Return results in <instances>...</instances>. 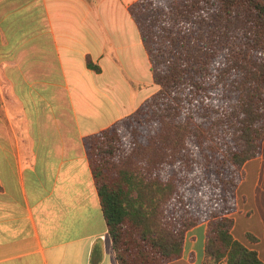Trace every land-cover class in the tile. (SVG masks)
Segmentation results:
<instances>
[{
    "label": "trees",
    "instance_id": "trees-1",
    "mask_svg": "<svg viewBox=\"0 0 264 264\" xmlns=\"http://www.w3.org/2000/svg\"><path fill=\"white\" fill-rule=\"evenodd\" d=\"M129 12L159 90L84 139L118 263L178 260L206 223L204 264H264L232 233L264 143V0H138Z\"/></svg>",
    "mask_w": 264,
    "mask_h": 264
},
{
    "label": "crops",
    "instance_id": "crops-1",
    "mask_svg": "<svg viewBox=\"0 0 264 264\" xmlns=\"http://www.w3.org/2000/svg\"><path fill=\"white\" fill-rule=\"evenodd\" d=\"M136 1L0 0V264H119L84 139L159 90ZM237 197L233 236L264 263V146ZM206 232L168 264H204Z\"/></svg>",
    "mask_w": 264,
    "mask_h": 264
},
{
    "label": "rangeland",
    "instance_id": "rangeland-1",
    "mask_svg": "<svg viewBox=\"0 0 264 264\" xmlns=\"http://www.w3.org/2000/svg\"><path fill=\"white\" fill-rule=\"evenodd\" d=\"M263 146H264V143H263ZM262 151H263V149H262Z\"/></svg>",
    "mask_w": 264,
    "mask_h": 264
}]
</instances>
